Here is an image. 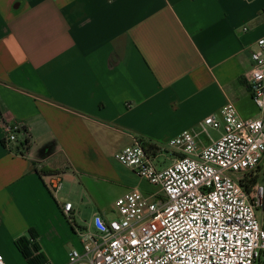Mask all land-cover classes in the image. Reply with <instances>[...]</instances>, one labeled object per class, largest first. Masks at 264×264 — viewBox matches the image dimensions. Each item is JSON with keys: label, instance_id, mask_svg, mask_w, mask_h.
<instances>
[{"label": "crops", "instance_id": "0c3cea01", "mask_svg": "<svg viewBox=\"0 0 264 264\" xmlns=\"http://www.w3.org/2000/svg\"><path fill=\"white\" fill-rule=\"evenodd\" d=\"M261 38L264 0H0L6 264H29L16 241L30 230L44 263L67 264L94 219L117 214L119 197L152 195L116 158L126 147L144 141L159 155L184 131L205 147L223 130L206 140L204 121L228 103L259 118L245 73ZM5 121L27 131L20 154L3 144Z\"/></svg>", "mask_w": 264, "mask_h": 264}, {"label": "built area", "instance_id": "2783aa9c", "mask_svg": "<svg viewBox=\"0 0 264 264\" xmlns=\"http://www.w3.org/2000/svg\"><path fill=\"white\" fill-rule=\"evenodd\" d=\"M257 44L245 79L260 117L241 118L228 103L203 123L202 132L222 129L221 137L200 147L198 135L184 131L167 145L175 155L167 167L140 141L123 149L118 161L156 191L119 197L117 219L96 217V231L81 233L83 251L72 250L67 264H264V38ZM23 129L4 122L10 152ZM247 175L258 178L249 189ZM51 188L61 190L59 176H51ZM72 211L65 203L67 217ZM0 264H6L1 254Z\"/></svg>", "mask_w": 264, "mask_h": 264}, {"label": "trees", "instance_id": "16d2710c", "mask_svg": "<svg viewBox=\"0 0 264 264\" xmlns=\"http://www.w3.org/2000/svg\"><path fill=\"white\" fill-rule=\"evenodd\" d=\"M24 132H27L25 129H23ZM144 147H146L151 152H155V150H158V148L154 145H149L148 143L144 141H140ZM28 140L23 143H17L15 146L16 152H19L21 148H24L27 146ZM3 144L5 146V143L3 141ZM6 147V146H5ZM257 177H251L250 175L245 176L244 178V184L249 189L251 188L258 180ZM30 238L31 240L27 239L26 237H21L16 241V246L19 249V251L23 254V256L27 259L29 264H43L44 263V257L40 253L39 248L35 244L36 241V234L33 230H30Z\"/></svg>", "mask_w": 264, "mask_h": 264}, {"label": "rangeland", "instance_id": "374dc122", "mask_svg": "<svg viewBox=\"0 0 264 264\" xmlns=\"http://www.w3.org/2000/svg\"><path fill=\"white\" fill-rule=\"evenodd\" d=\"M219 135V131L218 130H212V129H208V133L204 134L203 135V138L208 140L209 139V136L213 137V138H216L217 136ZM173 153V151L170 149V148H167V151L163 150L162 153H160L156 159V163L158 166L160 167H167L169 166L172 161H173V156L171 155ZM137 179H139V177H137ZM144 185L146 187H152V185H150L148 182L144 181ZM260 184H263L264 182V178L261 177L260 179ZM257 216H258V219L259 221H261V211H257ZM117 219V214L116 213H109L107 217L104 218L105 221H112V220H115ZM89 230H91L92 232H95L96 231V226H95V223L93 225L92 228H90Z\"/></svg>", "mask_w": 264, "mask_h": 264}]
</instances>
